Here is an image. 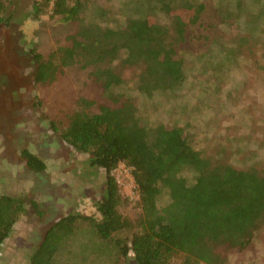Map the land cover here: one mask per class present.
<instances>
[{
    "label": "rangeland",
    "instance_id": "rangeland-1",
    "mask_svg": "<svg viewBox=\"0 0 264 264\" xmlns=\"http://www.w3.org/2000/svg\"><path fill=\"white\" fill-rule=\"evenodd\" d=\"M13 1L7 11L9 21L0 23V195L24 197L28 210L1 245L0 264H30L52 223L69 212L96 214V201L106 181L105 172L89 163V155L65 142L51 123L58 121L61 126L63 119L77 110L81 97L111 101L103 97L92 68H85L78 56L53 81H35L30 51L35 48L47 57L72 46L79 22L63 20L51 11L35 17L32 0ZM185 1L204 7L196 16L188 12L191 20H187L184 36L174 43L185 74L175 93L161 89L147 100L144 93L136 91L142 68L123 63L121 57L98 65L111 67L124 79L115 89L135 98L148 125L177 122L186 133L195 129L190 142L203 154L239 169L255 166L264 173L261 29L239 25L236 12L224 17L228 13L225 0H85L82 18L86 23L120 29L131 19L152 16L169 26L171 17L163 10L164 4L177 7ZM247 2L256 12L258 5ZM24 148L44 159V171L34 172L26 166L20 157ZM112 174L125 197L120 211L135 217L139 190L132 166L120 162ZM165 201L164 197L160 203ZM80 226L62 246L55 264H138L133 254L124 256L114 244L98 238L92 227ZM179 261L178 255L172 264ZM226 264H264V221L250 244L233 250Z\"/></svg>",
    "mask_w": 264,
    "mask_h": 264
},
{
    "label": "trees",
    "instance_id": "trees-1",
    "mask_svg": "<svg viewBox=\"0 0 264 264\" xmlns=\"http://www.w3.org/2000/svg\"><path fill=\"white\" fill-rule=\"evenodd\" d=\"M32 1L35 17L51 11L63 20L79 22L72 46L47 57L35 48L30 51L35 81H53L78 56L85 68H92L91 75L111 103L81 97L77 110L61 126L58 121L51 123L65 142L89 155V163L105 172L106 181L96 201V214L69 212L52 223L30 264H55L62 246L81 224L92 227L98 238L114 244L122 255L133 254L138 264H172L178 255V264H226L233 250L250 244L264 221V173L255 166L239 169L203 154L190 142L195 129L186 133L177 122L148 125L135 98L115 89L124 79L111 67L98 65L121 57L123 63L142 68L136 91L147 100L161 89L175 93L185 74L174 43L184 36L189 14L196 16L203 4L185 1L172 7L165 3L169 26L147 16L113 29L83 20L85 0ZM247 1L225 0L228 13L224 17L239 13V25L264 32V0H251V5H258L256 12ZM13 5V0H0V23L9 21L7 11ZM20 157L34 172L47 167L29 148ZM120 162L132 166L139 190L133 218L120 211L125 197L112 174ZM27 203L21 196L0 195V247L27 212ZM31 205L41 212L34 200Z\"/></svg>",
    "mask_w": 264,
    "mask_h": 264
}]
</instances>
